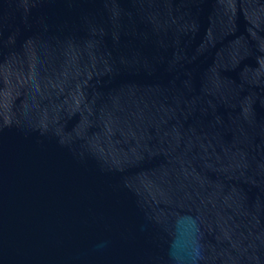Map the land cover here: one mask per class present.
Returning a JSON list of instances; mask_svg holds the SVG:
<instances>
[{
    "label": "water",
    "instance_id": "water-1",
    "mask_svg": "<svg viewBox=\"0 0 264 264\" xmlns=\"http://www.w3.org/2000/svg\"><path fill=\"white\" fill-rule=\"evenodd\" d=\"M0 264H264V0H0Z\"/></svg>",
    "mask_w": 264,
    "mask_h": 264
}]
</instances>
